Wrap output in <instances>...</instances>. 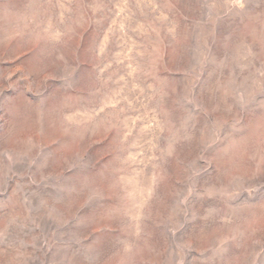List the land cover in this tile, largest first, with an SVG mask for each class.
<instances>
[{
  "label": "rangeland",
  "instance_id": "374dc122",
  "mask_svg": "<svg viewBox=\"0 0 264 264\" xmlns=\"http://www.w3.org/2000/svg\"><path fill=\"white\" fill-rule=\"evenodd\" d=\"M0 264H264V0H0Z\"/></svg>",
  "mask_w": 264,
  "mask_h": 264
}]
</instances>
